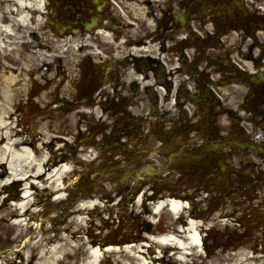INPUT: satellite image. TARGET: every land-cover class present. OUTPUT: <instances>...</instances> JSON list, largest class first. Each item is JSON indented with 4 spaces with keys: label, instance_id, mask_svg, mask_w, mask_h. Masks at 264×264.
<instances>
[{
    "label": "flooded vegetation",
    "instance_id": "obj_1",
    "mask_svg": "<svg viewBox=\"0 0 264 264\" xmlns=\"http://www.w3.org/2000/svg\"><path fill=\"white\" fill-rule=\"evenodd\" d=\"M52 1L51 10L54 11L57 28L67 32H83L85 28L103 25L113 30L117 45L121 44L119 40L124 36L125 42L122 46L126 50L134 44L144 45L148 39L152 45H158L157 53H118L116 58L113 57L114 65L109 67L107 79L104 81H101L104 74L100 69L109 58L99 57L96 60V66L99 68L94 69V74L98 81L93 89L99 91L94 103L109 113L119 111V117L110 116L109 134L102 135L97 141L100 146L98 159L102 164L111 162L113 147L121 149L123 154L116 160L123 162L122 168H109L108 174H130L138 170L144 174L142 154L149 152L151 148L148 144L149 136L143 132L144 120L151 117L152 121L147 120L145 130H148L147 126L155 123L154 133L151 135L155 136L160 134L164 121L169 123L173 119L171 110L165 109V99L170 96L173 88L169 75L175 73L189 74L192 82L191 92L194 93V99L191 117L199 112L202 90L209 95L203 101L220 117L213 130L205 135L211 145L201 143L196 146L197 154L203 152L204 157L214 161V170L210 165H201L192 168L190 172L200 177L219 174L215 170L220 168V151L224 148L232 154L253 156V139L246 133L243 123L239 122L241 118L234 122L230 115L234 117L237 110L244 108L253 109L250 118L262 131L257 134V138L264 140V12L255 5L264 0ZM184 32H187L188 36L181 39L180 35ZM185 50L188 55L184 53ZM163 53L167 64L171 65L169 70L165 67L166 64L158 60V54ZM131 63L143 75L142 89L134 80L128 79ZM198 67H202L201 70ZM239 69L248 75H254L262 82L247 88V93L242 90V95L231 90L222 101L217 99L213 91L223 89L222 87H227L226 85L235 81L240 76ZM150 79L154 81L152 87L149 86ZM162 86H165L167 91L165 98L159 90ZM176 95L179 104L181 89L177 90ZM235 96L236 101L232 103L231 98ZM130 110H136L139 116H133ZM222 115L227 119H222ZM186 125H192L191 120H188ZM117 128L120 130L118 133L115 131ZM138 131L141 142L139 150L132 146L127 148L128 143L125 140L120 142L123 136L129 137ZM235 134L244 138L241 145L226 144L227 137L231 139ZM261 151L264 155V149ZM126 158L128 161H125ZM247 164L253 168L252 172H248L254 180L252 185L255 188H264V171L255 162ZM181 167L183 165L178 164L175 169ZM182 172L191 174L189 171ZM253 173H257V177ZM246 186L247 184H244V187ZM262 201L264 202V199ZM255 220L257 224L261 223V220L264 222V215H257Z\"/></svg>",
    "mask_w": 264,
    "mask_h": 264
},
{
    "label": "rangeland",
    "instance_id": "obj_2",
    "mask_svg": "<svg viewBox=\"0 0 264 264\" xmlns=\"http://www.w3.org/2000/svg\"><path fill=\"white\" fill-rule=\"evenodd\" d=\"M3 4H5V2ZM44 19L45 18H43V20ZM43 28V26L42 29L39 27L37 29L38 32L35 33L41 36L42 30H44ZM29 29L30 28H24V32H22L24 37H22L21 40L25 38L32 39L31 33L34 32L30 31H34L33 29L35 28H32V30ZM71 41L72 39H70L68 45L65 46L68 50L62 61L66 65L67 75L64 76L63 73H59L60 70L58 69V65H60L61 60L54 61L55 65H51L54 63L53 62L42 67L41 71L44 73L42 81L37 78L39 75L38 71L31 69L32 79H35L36 83L40 81L43 85L47 83L46 81L51 71L53 78L48 83V89L44 86H37L34 80H23L20 84L14 86V90L18 86L24 85L25 92L17 96L13 93L14 98H11L10 101L4 100L0 95V122L7 125V127L3 129V132L5 135L9 134L11 137L10 139L8 138L6 142L11 143L16 138H28L31 139L32 145L36 143L40 144L43 142V139L39 140L40 133L44 131L47 133V137L44 140H47L48 145L43 144L44 147L40 153L46 154V156L49 157L46 162L48 168H54L55 164H58L61 160L67 159L65 157L59 159L61 154L58 153L65 145L66 152L68 155L71 154V147H67V143H62L64 137H68L71 143H74L73 140L78 138L77 134L79 131L76 127L81 126L80 124H82V126L85 124L84 118L79 116L75 109H80L79 106L81 109H83V107L89 109L87 103H84L82 100L69 107L67 106L69 103L65 101H63L65 103H61V98L58 99V97L55 98L53 96L56 94V96H66L71 99V94L76 90V86L73 87V84H76L77 78L80 77L77 63L81 56L75 53ZM48 44H51V47H53L54 41H50ZM11 46H13V44L7 42V47ZM26 47L30 46H26L23 42L18 44L15 56L20 59L19 62L13 58L14 55L9 54H7V58H0V60H3L4 64L16 68L19 66L18 63H24L25 58H27L30 53ZM3 53L5 54L2 47H0V56ZM19 74L22 76L18 77ZM25 74L26 73L22 74L21 69L15 73L10 71L6 72V69H3L0 61V86L1 83L3 85L4 83L8 85V81L9 84H11L9 79L10 76L13 77L16 75V79H22L23 76H26L27 79L31 78ZM58 82H60L59 87L56 86ZM30 89H32V91H30ZM53 91H55L54 94L51 93ZM37 109L43 110L41 112H36ZM89 116H92V114H89ZM86 118L91 120V122L97 121L93 119L94 117L91 118L87 116ZM42 124L43 126L49 124V127L42 128ZM70 145L72 146V144ZM53 151H56L58 154L55 155ZM76 159L77 157L67 159L73 171L67 174V178H65V183L67 185L65 189L57 191L54 190V186V188L51 186L49 188H44L46 183L50 184L53 178L45 182L40 181L41 183L39 184L43 188L34 192L31 197L32 203L36 201L37 205L26 212L24 217L28 221L26 225L20 227L15 224V221L19 218L17 214L4 217H2V215H4L3 213L0 214V264H18L20 260L24 264H44L46 262L49 263L48 260L50 259L54 264H87L90 260V244L97 246L96 244H98V242L103 241L100 237H102L101 235L104 232L108 234L105 239V244H119V246L125 248L123 245L132 242L131 245L134 244L137 247L133 252L137 251L140 257L135 258V256H129L127 252L118 249L113 252H105L103 254L105 261H103L102 264H141V262H146L147 264H240L239 261L244 257V254L248 257L246 260L247 264H264V253H260L261 251L264 252V241H262L264 240V236L261 234L264 231V226L262 224L260 225V222H258L259 224H255L254 221L250 220L251 217L248 215L249 212L245 210L249 208V206H253V204L257 203L256 200L258 199L249 197L251 194L253 196V193L257 189L251 190V193L249 192L248 196L244 199L234 195L231 199L224 200L223 203L220 201H210L209 207L205 205L207 202L198 198L196 201L198 204L197 206L202 210L200 209L199 211L197 209L195 212L198 214V217H204V220L201 222L199 221V223L208 224L207 221H209L211 224V229L209 231L207 230L208 236L204 238V247L201 245L197 248L189 249L192 251L190 255L186 254L182 249L172 255L171 252L163 251V248L158 244L156 245L148 242V245H143L146 242L144 240L147 235L145 228L148 225L146 224H149L146 219H160L159 225L152 223L149 226L151 233L154 234H157L160 230H167L168 226H176L177 224L176 221L172 223L173 219L168 212L159 216L156 215L157 218H153L152 215L148 214L149 206H151L148 202L150 198H148L146 202H141V200H137V198H133L131 194L126 193L123 194L121 199L117 197L115 201L110 203L108 199L105 200L100 198L101 203L103 201L104 204H102L99 209L91 208L78 210V203L85 201L86 199L84 198L95 199V197L91 189L89 191V189L81 188L77 183L76 169H82L86 164L77 166L78 163H76ZM2 164H4V167L6 164L9 174L11 172V169H9L11 159H9L7 163ZM0 170H3V167H0ZM14 178V175L9 177L7 174L4 175V178L0 177V203L2 205L4 204V206L18 200L17 197L11 194H23L26 186H28L29 180H37L32 177L26 181L25 179H22V181L18 179L13 181ZM87 179L90 183L93 180L91 177ZM28 189L31 190L29 187ZM147 190L149 191V188H147ZM85 191L89 195H85ZM59 193H62L65 199L58 198L57 196ZM255 197L264 199V189L259 188L255 193ZM38 206L41 209L37 210ZM205 207H208L207 210H204ZM257 207L258 211L264 210V205L261 202ZM0 208L4 210V207ZM90 210H93L91 214L89 212ZM44 212H46V215H42ZM47 217H49V219H47ZM40 218L44 220H40ZM242 219L247 223V228H251L249 231L250 233L246 232L247 228L244 226ZM261 222L263 221L261 220ZM37 223H40L39 228L37 227ZM45 228H51L50 233L49 231L46 232ZM100 230L101 232L98 234ZM19 231H21V233L23 232L21 236H18ZM198 232L199 231H195L193 235H197L198 239H200V236L204 237L205 230L200 231V235ZM240 234H246V237L236 241V238L239 237ZM66 239H68L69 244L65 245L56 253L57 261H54L51 257V252L47 250L55 247L56 244L64 243ZM198 239L193 238V240ZM226 239L229 240V242H223ZM88 241H91V243ZM171 249L173 248L170 247V250ZM44 251L47 253L43 254ZM62 256L65 257L64 260L60 262Z\"/></svg>",
    "mask_w": 264,
    "mask_h": 264
},
{
    "label": "bare ground",
    "instance_id": "obj_3",
    "mask_svg": "<svg viewBox=\"0 0 264 264\" xmlns=\"http://www.w3.org/2000/svg\"><path fill=\"white\" fill-rule=\"evenodd\" d=\"M5 2V4H3ZM43 0H29L28 5H25L24 0H0V46L2 47V50L5 52L3 53L0 58H7V54L14 55V59L19 62L20 59L15 56L18 44L20 42H25L26 46L30 45V53L28 54L27 58H25L24 63H18V67L12 68L6 64H4L3 60L1 61L3 69H6V72H17L18 70H22V74L26 73L28 77H31L30 70L35 69L38 71V80H42L44 78V74L41 72V67L44 64V62L58 60L57 57H55L50 51H49V36L51 29H46L43 33L44 37L43 40L38 41L37 43H34L31 40H21L23 37L22 32H24V28H35L37 30L39 27L43 26V22L41 19H38L36 17V14L38 12V8H42ZM33 5V6H32ZM31 15V17H29ZM36 23V24H33ZM39 24V25H38ZM39 26V27H38ZM23 29L21 30V28ZM7 42L10 44H13L11 47H7ZM28 49V47H26ZM62 57V56H60ZM25 74V75H26ZM16 76V75H15ZM15 76H10V83L8 81V85L4 83V85L1 83L0 86V95L1 97L6 100L10 101L11 98H14L13 93L15 96L25 92L24 85L18 86L14 90V86L20 84L23 80L25 81H33L36 83L35 79L29 78L27 79L26 76H23L22 79H16ZM22 76L21 74L18 75V77ZM48 82L50 79H52V74L48 75ZM40 81H38L36 84H39ZM41 86V85H40ZM76 84H73V87H75ZM23 95V94H22ZM47 97V96H46ZM7 127L6 124L0 122V167H3V170H0V177L4 178V175H8L9 177L14 175L15 178L17 176H22L24 179L29 180L31 177L42 178L44 174L47 173V171H50L46 168L45 165V155L41 154L40 152L43 150V144L45 145L46 142H41L39 145L35 144L34 147H29V145L32 144L31 139L28 138H16L11 143L6 142V140L11 138L9 134L5 135L3 132V129ZM42 128H48L49 124H46L41 126ZM47 137V133L44 131L40 133V140L45 139ZM40 153V154H39ZM11 157V158H10ZM11 159V165L9 169H11V172L8 174V169L6 168V164L4 167V164L7 163L8 160ZM67 166L64 168H58L55 171L49 172V177L53 178L51 181V184L55 185L58 189H61L58 183L62 179L63 175L68 172ZM49 179V178H48ZM50 184V185H51ZM53 185H51L53 187ZM31 187H34V185H31ZM64 187V186H63ZM12 196L17 197L19 200L17 202H11L8 203L7 206H4L0 203V207H4V210L0 208V214L2 217L9 216L12 214H17L19 218L17 219V224L21 227L25 222H23L22 216L31 208V200L30 197L32 193H30V190L28 189V186H26V194H11ZM63 195V194H61ZM59 195V197H61ZM19 201V202H18ZM97 201H88L86 205L80 206V208H89V206H94ZM157 208L160 209V207L163 205L164 201H159ZM187 202H183L178 199H170L171 209L176 213L177 211L180 212L182 208H185V204ZM158 209L156 211H158ZM28 228V227H26ZM25 228V229H26ZM191 230L197 231L198 230V221L195 219H191L188 223V227L183 230L184 233L187 234V232H190ZM48 230H46L47 232ZM23 234L21 231H19L18 236ZM106 235V233H105ZM171 237H174L170 235ZM197 238V235H193V233L189 234V237H186L185 240H179L176 237L174 239L179 240L180 246L186 247L187 246L191 248L197 247V243L193 240V238ZM164 240L169 239L168 235H162L161 237ZM172 239V238H171ZM147 240L150 242L155 243V241H152L147 238ZM69 241L66 239L64 243L56 244L54 248L49 249L48 251L51 252V257L54 261H57L56 259V251H60L65 245H68ZM173 245L175 243H172ZM164 246L167 248L169 244H164ZM175 248H180L178 245H174ZM141 247V246H140ZM137 247L135 245H126L125 248L119 247L117 245H111L107 248V251H116L118 249H121L120 251H125L129 254V256H135L140 257L139 254H137V251L133 252ZM149 250V249H148ZM141 251V250H139ZM47 253L44 251L43 254ZM102 254V249L99 247L93 248V252L89 254L90 260L89 263L91 264L93 262V259L96 261L99 259L100 255ZM247 256L244 254V257L240 259V264H247ZM49 263L44 264H54V262L48 260ZM19 264H22V262H19ZM41 264V263H40ZM141 264H147L146 262H141Z\"/></svg>",
    "mask_w": 264,
    "mask_h": 264
}]
</instances>
